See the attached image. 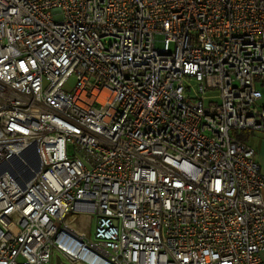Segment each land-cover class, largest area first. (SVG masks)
Returning <instances> with one entry per match:
<instances>
[{"label": "built area", "instance_id": "2783aa9c", "mask_svg": "<svg viewBox=\"0 0 264 264\" xmlns=\"http://www.w3.org/2000/svg\"><path fill=\"white\" fill-rule=\"evenodd\" d=\"M257 80L264 0H0V264H262Z\"/></svg>", "mask_w": 264, "mask_h": 264}, {"label": "rangeland", "instance_id": "374dc122", "mask_svg": "<svg viewBox=\"0 0 264 264\" xmlns=\"http://www.w3.org/2000/svg\"><path fill=\"white\" fill-rule=\"evenodd\" d=\"M73 83H74V77L72 76L67 81L66 87H71L73 85ZM257 87L261 90L262 94H264V81L257 80ZM260 103L264 104V98L261 99ZM234 133L239 139H241L244 142H246L247 144L251 145L254 149H256L258 147L259 138L261 136L260 135L261 133L251 131V130H237ZM16 166H17V169H19L20 171L25 169L20 163H17ZM78 226H79L81 231H87L88 229L90 231L93 230V223L89 227L86 220L79 222ZM53 263H54V259H53Z\"/></svg>", "mask_w": 264, "mask_h": 264}, {"label": "bare ground", "instance_id": "6f19581e", "mask_svg": "<svg viewBox=\"0 0 264 264\" xmlns=\"http://www.w3.org/2000/svg\"><path fill=\"white\" fill-rule=\"evenodd\" d=\"M21 158L22 157H20L18 159L21 160ZM17 163H19V161H17L16 159H12V160L8 161V163L5 164V166H4V168H6L5 172L9 173L8 170H10L14 174H16V176L18 178H20V180L25 181L26 178L29 176V172L27 170L20 171L19 169H17V166H16ZM83 220L87 221V218L85 216H80L79 217V222H82Z\"/></svg>", "mask_w": 264, "mask_h": 264}, {"label": "crops", "instance_id": "0c3cea01", "mask_svg": "<svg viewBox=\"0 0 264 264\" xmlns=\"http://www.w3.org/2000/svg\"><path fill=\"white\" fill-rule=\"evenodd\" d=\"M258 147L255 149L256 160L264 168V134H260ZM262 264H264V251L261 253Z\"/></svg>", "mask_w": 264, "mask_h": 264}, {"label": "water", "instance_id": "95a60500", "mask_svg": "<svg viewBox=\"0 0 264 264\" xmlns=\"http://www.w3.org/2000/svg\"><path fill=\"white\" fill-rule=\"evenodd\" d=\"M23 155H24V154L22 153V154H21V157H23ZM12 159H16V160L19 161V163H20V160L18 159V157L10 158L8 161H10V160H12ZM8 161H7L5 164H7ZM32 168H33V170H34L35 172L38 171L39 168H40V160H39L38 155H36L35 159L32 161ZM5 170H6V168L3 167V169H2L1 171H5ZM8 172H9L13 177L16 176V174H14L12 171L8 170ZM28 172H29V176L26 178L25 181H28L29 179H31V178L34 176V172H33V171H28ZM20 185H21L22 187L25 186L24 182H20Z\"/></svg>", "mask_w": 264, "mask_h": 264}]
</instances>
